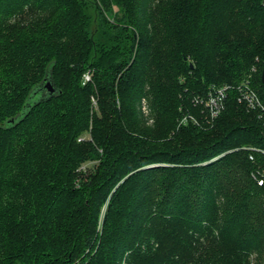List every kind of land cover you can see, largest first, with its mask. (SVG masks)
<instances>
[{"label":"trees","instance_id":"1","mask_svg":"<svg viewBox=\"0 0 264 264\" xmlns=\"http://www.w3.org/2000/svg\"><path fill=\"white\" fill-rule=\"evenodd\" d=\"M263 60L264 0H0V264H264Z\"/></svg>","mask_w":264,"mask_h":264},{"label":"built area","instance_id":"2","mask_svg":"<svg viewBox=\"0 0 264 264\" xmlns=\"http://www.w3.org/2000/svg\"><path fill=\"white\" fill-rule=\"evenodd\" d=\"M85 81H89V76H85ZM231 89V86L224 85L220 87H212L204 96H197L193 99V103L202 108V121L205 123L214 122L225 109L227 93ZM237 101L243 104L248 111H254L259 115L264 114V106L259 99L257 93L252 88L250 81L243 82L237 86ZM142 109L147 114L146 102L142 100ZM192 123L195 126L202 124L201 120L191 116L183 115L179 121V124L186 125ZM251 158V157H250ZM261 185L262 181H258Z\"/></svg>","mask_w":264,"mask_h":264},{"label":"water","instance_id":"3","mask_svg":"<svg viewBox=\"0 0 264 264\" xmlns=\"http://www.w3.org/2000/svg\"><path fill=\"white\" fill-rule=\"evenodd\" d=\"M260 82L262 85V89L264 91V60L261 68ZM55 93H56V88L54 87L48 76L45 77L42 84L38 86L35 90H33L31 98L29 99V102L27 103V106L24 109V111L27 110L33 103L40 101L46 94L54 95ZM10 122H14L13 119H11Z\"/></svg>","mask_w":264,"mask_h":264},{"label":"rangeland","instance_id":"4","mask_svg":"<svg viewBox=\"0 0 264 264\" xmlns=\"http://www.w3.org/2000/svg\"><path fill=\"white\" fill-rule=\"evenodd\" d=\"M142 100H141V104H140V109L139 110H140L141 114L144 116V118L146 120V124L148 126H152L153 125V119L150 116V112H149V107H148L147 101L144 99L145 102H146L147 110H148L147 111V114H145L143 112V109H142ZM94 165H95L94 163H86V164L83 165L82 170L83 171H85V170H91V169L94 168ZM102 218H103V215H101L100 218H99V224L102 222Z\"/></svg>","mask_w":264,"mask_h":264}]
</instances>
